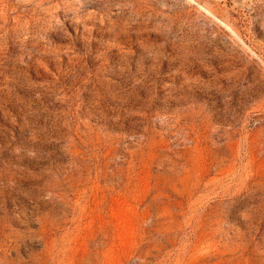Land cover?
<instances>
[{
  "label": "rangeland",
  "instance_id": "rangeland-1",
  "mask_svg": "<svg viewBox=\"0 0 264 264\" xmlns=\"http://www.w3.org/2000/svg\"><path fill=\"white\" fill-rule=\"evenodd\" d=\"M0 264H264V0H0Z\"/></svg>",
  "mask_w": 264,
  "mask_h": 264
}]
</instances>
